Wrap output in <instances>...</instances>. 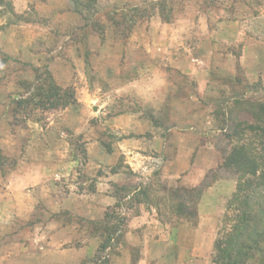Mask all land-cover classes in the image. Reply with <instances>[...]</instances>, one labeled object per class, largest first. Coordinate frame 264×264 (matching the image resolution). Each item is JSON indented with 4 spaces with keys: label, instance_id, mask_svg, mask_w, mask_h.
Masks as SVG:
<instances>
[{
    "label": "rangeland",
    "instance_id": "1",
    "mask_svg": "<svg viewBox=\"0 0 264 264\" xmlns=\"http://www.w3.org/2000/svg\"><path fill=\"white\" fill-rule=\"evenodd\" d=\"M259 127L264 0H0V264H33L58 235L61 250L97 241L80 264L125 252L136 264L132 209L196 222L206 190L216 245L252 175L225 158L245 147L259 162ZM192 171L206 175L202 198L166 179ZM104 176H115L105 187L116 204L87 219L72 209L76 195L102 189ZM260 246L248 264H264Z\"/></svg>",
    "mask_w": 264,
    "mask_h": 264
},
{
    "label": "crops",
    "instance_id": "2",
    "mask_svg": "<svg viewBox=\"0 0 264 264\" xmlns=\"http://www.w3.org/2000/svg\"><path fill=\"white\" fill-rule=\"evenodd\" d=\"M135 153L132 152V165L137 170L142 167ZM202 174L199 175L192 171L187 175H167L166 179L175 182L178 186L194 190L205 179L206 175ZM114 177L99 178L98 183L102 189L98 187L95 192L91 193L87 190L79 192L76 195L79 201L72 206V209L90 220L103 218L107 208L116 204V197L105 187L106 185L110 187L109 182L105 181ZM206 193L207 190L204 192V197ZM203 198L204 201L205 198ZM202 200L198 202L199 216L196 222L179 221V217L164 222L156 218L157 214L154 213L156 209L151 205L140 207V211L135 214L132 209V218L128 222L130 230L128 236L132 238V246L139 250L136 264H208L215 251L216 237H214V229L213 231L205 229ZM155 223H157L156 226H154ZM60 238L59 235L48 238V246L43 248L41 253L32 254L33 264H80L93 255L87 249L96 250V240H90V244L79 249L61 250L55 247ZM71 238L73 237L70 236ZM26 259L30 260L29 257ZM27 260L23 264H29ZM133 263V254L131 257L125 252L116 256L113 264Z\"/></svg>",
    "mask_w": 264,
    "mask_h": 264
},
{
    "label": "trees",
    "instance_id": "3",
    "mask_svg": "<svg viewBox=\"0 0 264 264\" xmlns=\"http://www.w3.org/2000/svg\"><path fill=\"white\" fill-rule=\"evenodd\" d=\"M258 131L263 151L259 162L248 157L250 153L245 151V147L235 149L225 158L226 165L236 166L239 170L242 169L252 175H249V179H243L244 184L240 183V189L238 188L235 196L236 200L240 202V213L231 233L226 236L225 240L216 242L213 259L215 264H248L249 261L255 260L258 253L261 252L260 244L264 242L261 237H264V233L260 234L258 215L253 214L252 206L256 188L264 187V127H259ZM259 170L262 171V175H257ZM205 187L202 185L200 188L194 189L193 192H197L198 197L201 198ZM260 214L264 218V207L261 208Z\"/></svg>",
    "mask_w": 264,
    "mask_h": 264
}]
</instances>
